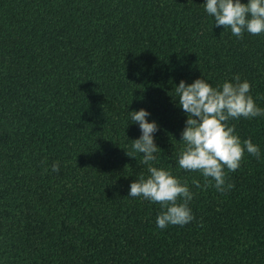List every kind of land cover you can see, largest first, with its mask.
I'll use <instances>...</instances> for the list:
<instances>
[{"label":"trees","instance_id":"obj_1","mask_svg":"<svg viewBox=\"0 0 264 264\" xmlns=\"http://www.w3.org/2000/svg\"><path fill=\"white\" fill-rule=\"evenodd\" d=\"M204 3L0 0V264H264V116L229 122L261 153L225 169L230 190L178 165L180 80L239 75L264 108V34L237 38ZM141 108L153 166L193 193L183 226L158 228L160 205L128 196L148 175L126 155Z\"/></svg>","mask_w":264,"mask_h":264},{"label":"clouds","instance_id":"obj_2","mask_svg":"<svg viewBox=\"0 0 264 264\" xmlns=\"http://www.w3.org/2000/svg\"><path fill=\"white\" fill-rule=\"evenodd\" d=\"M205 11L214 17V23L229 28L237 38L244 32L251 35L264 34V0H205ZM234 82L225 80L222 85L213 87L203 78L191 83L180 80L175 86L178 105L186 114L185 127L181 133L184 147L180 151L178 165L190 172H199L204 180V187L210 184L217 191L225 192L234 185L227 182V173L236 171L245 151L260 158V149L251 139L243 142L235 133L231 120L241 117L251 119L264 116V108L257 106L251 93V84L241 81L240 76L233 77ZM150 113L141 108L131 111V122L139 125L141 135L132 140L131 151L126 155L136 158V153L143 154L141 163L147 165L148 175L141 174L130 184V197H142L158 203L161 212L156 217V226L165 229L169 225L183 226L194 219L189 207L193 198L187 181H181L171 170L155 167V153L161 150L154 141L158 129L155 121L146 119ZM59 164L52 165V171H59ZM214 182V183H212ZM196 187L199 181L193 180Z\"/></svg>","mask_w":264,"mask_h":264}]
</instances>
